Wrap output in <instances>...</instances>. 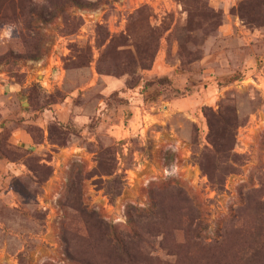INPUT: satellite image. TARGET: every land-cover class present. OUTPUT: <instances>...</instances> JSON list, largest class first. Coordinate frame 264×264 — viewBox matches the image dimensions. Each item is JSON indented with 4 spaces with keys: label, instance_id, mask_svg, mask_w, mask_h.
Segmentation results:
<instances>
[{
    "label": "rangeland",
    "instance_id": "374dc122",
    "mask_svg": "<svg viewBox=\"0 0 264 264\" xmlns=\"http://www.w3.org/2000/svg\"><path fill=\"white\" fill-rule=\"evenodd\" d=\"M0 120V264H264V0H0Z\"/></svg>",
    "mask_w": 264,
    "mask_h": 264
},
{
    "label": "crops",
    "instance_id": "0c3cea01",
    "mask_svg": "<svg viewBox=\"0 0 264 264\" xmlns=\"http://www.w3.org/2000/svg\"><path fill=\"white\" fill-rule=\"evenodd\" d=\"M39 78L41 80L40 82L44 83L45 80H46V75H40ZM10 84L11 85H17L15 82H10ZM26 84H27V80H25L23 82L19 81V90L21 88H23ZM20 105H21V102H20ZM35 112H37L39 114V111H35ZM24 115H25V111L22 113V116H24ZM45 121H46V119H42V118L40 119V117H39V122L37 124L42 130L43 141L47 142V137L46 136L48 135V130H47L46 126H47L48 122H45ZM24 123H25V121H23L21 124H19L17 126L14 135L11 136V139H12L11 141H13V143L18 145L19 147H33V146L41 145L43 141L42 142L41 141H39V142L35 141L34 138H33V135H31V133L29 131H27L25 128H23L24 127ZM45 124H46V126H45ZM2 130H3V128L1 126V120H0V132ZM0 161H5L4 163L6 164L7 168H12L13 166L15 168V162H13L12 160H7L6 158L1 157ZM0 163H1L0 165H3L2 162H0Z\"/></svg>",
    "mask_w": 264,
    "mask_h": 264
},
{
    "label": "built area",
    "instance_id": "2783aa9c",
    "mask_svg": "<svg viewBox=\"0 0 264 264\" xmlns=\"http://www.w3.org/2000/svg\"><path fill=\"white\" fill-rule=\"evenodd\" d=\"M245 132V136L247 137V138H250V129H247V130H245L244 131ZM243 146H244V148H243V153H245V154H247V155H250L251 154V144L250 143H248V142H244V144H243Z\"/></svg>",
    "mask_w": 264,
    "mask_h": 264
},
{
    "label": "water",
    "instance_id": "95a60500",
    "mask_svg": "<svg viewBox=\"0 0 264 264\" xmlns=\"http://www.w3.org/2000/svg\"><path fill=\"white\" fill-rule=\"evenodd\" d=\"M25 104H26V105L28 104L27 100H22V101H21V105H25Z\"/></svg>",
    "mask_w": 264,
    "mask_h": 264
},
{
    "label": "trees",
    "instance_id": "16d2710c",
    "mask_svg": "<svg viewBox=\"0 0 264 264\" xmlns=\"http://www.w3.org/2000/svg\"><path fill=\"white\" fill-rule=\"evenodd\" d=\"M47 130H48V129H47ZM1 157H4V155H3V154L1 153V151H0V158H1Z\"/></svg>",
    "mask_w": 264,
    "mask_h": 264
}]
</instances>
